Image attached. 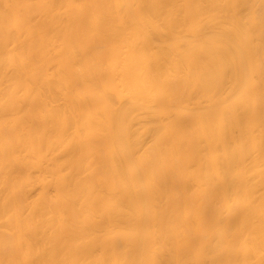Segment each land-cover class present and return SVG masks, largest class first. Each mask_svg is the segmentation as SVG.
<instances>
[{"label":"bare ground","instance_id":"bare-ground-1","mask_svg":"<svg viewBox=\"0 0 264 264\" xmlns=\"http://www.w3.org/2000/svg\"><path fill=\"white\" fill-rule=\"evenodd\" d=\"M0 264H106L100 0H0Z\"/></svg>","mask_w":264,"mask_h":264}]
</instances>
